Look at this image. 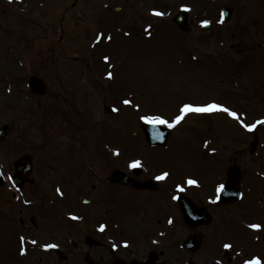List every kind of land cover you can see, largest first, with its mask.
Returning a JSON list of instances; mask_svg holds the SVG:
<instances>
[{
	"label": "rangeland",
	"instance_id": "obj_1",
	"mask_svg": "<svg viewBox=\"0 0 264 264\" xmlns=\"http://www.w3.org/2000/svg\"><path fill=\"white\" fill-rule=\"evenodd\" d=\"M102 1L0 0V125L9 130L7 141L1 144L9 149L0 153V160L10 164L14 152L24 149L32 152L36 167L41 162L49 166L51 161L39 148L49 140L58 145L60 154L74 156L71 147L60 141L53 143L64 138L67 128L81 130L87 153L96 156V150H102L90 148L91 143L97 146L99 138L111 140L120 134L123 140H133L130 131L135 129L136 118L144 114L165 115L175 101L192 103L213 97L230 101L233 91L234 105L248 112V119L239 115L232 135L236 133L238 140L252 139L241 130L245 123L264 120V0H212L213 4L210 0ZM224 4L232 13L220 24ZM116 6L118 12L114 11ZM183 6L192 20L185 32L171 22V16ZM154 10L165 15L157 16ZM205 20L211 28L204 32L201 25ZM107 69H113L114 78L122 84L119 101L123 114L101 110L99 106L111 100L89 95L88 107L96 110H92L95 115L87 112L90 126L84 132L72 117L68 123L70 116L60 115L72 111L69 101L63 99L66 96L58 94L70 93L75 87L87 92L83 79L90 81L93 78L89 77H97L91 75L102 76ZM31 75L45 81L46 95L30 92L27 80ZM233 82L238 84L234 89ZM222 86L233 91L226 93ZM125 100L132 103L126 105ZM137 104L138 112L133 110ZM197 118L188 117L187 131L194 130L190 125L196 124ZM116 123L122 127L114 129ZM255 133L264 143V123ZM193 138H183L185 152L186 143L190 145ZM35 171L37 174L40 169ZM49 181L52 179H44L47 186ZM243 213L237 210L236 223Z\"/></svg>",
	"mask_w": 264,
	"mask_h": 264
},
{
	"label": "flooded vegetation",
	"instance_id": "obj_2",
	"mask_svg": "<svg viewBox=\"0 0 264 264\" xmlns=\"http://www.w3.org/2000/svg\"><path fill=\"white\" fill-rule=\"evenodd\" d=\"M206 116L195 139L186 143L187 152L182 124L180 134L171 131L162 146L136 139L127 150L131 154H125L123 141H117L118 156L53 162V173L67 180L69 195L58 198L40 188L37 193L53 196V202L23 204L18 226L5 204L0 264H245L254 257L264 264V188L245 191L253 168L260 165H251L245 141L239 142L237 155L234 140L220 139L214 114ZM132 159L142 161L138 169L128 167ZM232 168L238 171L242 200H247L239 209L240 199L223 200L217 191ZM116 169L132 181L112 182ZM163 172L169 176L156 179ZM189 178L198 184L188 185ZM237 210L244 213L236 223ZM252 224L262 227L253 229ZM48 244L58 247L46 248ZM225 244L232 245L227 253Z\"/></svg>",
	"mask_w": 264,
	"mask_h": 264
},
{
	"label": "snow or ice",
	"instance_id": "obj_3",
	"mask_svg": "<svg viewBox=\"0 0 264 264\" xmlns=\"http://www.w3.org/2000/svg\"><path fill=\"white\" fill-rule=\"evenodd\" d=\"M154 14L157 15V16H163L165 15V13L163 12H159V11H155L154 10ZM209 23V21L205 20V21H202V24L204 25H207ZM106 60H109L110 58L108 57H105ZM108 76L109 78H111L113 76L112 73H108ZM132 101L130 100H125L124 101V104H131ZM137 109L140 108V105H136ZM213 111H223L225 113H228L230 116H232L233 118L239 120V115L236 111L234 110H231L229 109L228 107H225L223 106L222 104H219L217 102H211V103H207V104H204V105H194V104H191V103H187V104H184L180 110H179V114L174 116L173 118L169 119L167 118L166 116H164L163 114H154V115H149V114H144L142 116H140V120L143 121L145 124L147 125H164L166 126L167 128H175L177 125H179L182 121L185 120V118L188 116V114L190 113H198V114H203V113H212ZM241 123H243V121H241ZM257 124H262L264 123V120H258L256 122ZM244 127L246 128H249V127H252L254 128L255 125H247V124H244ZM163 132H159L157 131L155 133V136L157 139H162L163 138ZM115 155H120V152L119 150L117 149L114 153ZM142 164V161L140 159H132L130 160L129 164H128V167L129 168H132V169H138ZM169 176V173L168 172H163L161 173L159 176L156 177V179L158 180H164L165 178H167ZM187 184L188 185H197L198 184V181L195 180V179H192V178H189L187 181ZM180 191H183V187L178 185L177 186ZM224 188V185L223 184H220L218 185L217 187V191H222ZM57 191H60L59 189H57ZM174 199L176 197H173ZM215 202V201H213ZM74 219H76L77 217H73ZM169 223H172L171 220H169ZM249 227L253 228V229H260L262 226L259 225V224H252V225H249ZM105 228V225H101L100 226V230L103 231ZM33 243H36V241H33ZM46 248H55V247H58V245H55V244H48V245H45ZM225 248H231L232 245L231 244H225L224 245ZM21 254H25V250H21ZM245 264H261V260L259 257H254L250 260H246L245 261Z\"/></svg>",
	"mask_w": 264,
	"mask_h": 264
},
{
	"label": "water",
	"instance_id": "obj_4",
	"mask_svg": "<svg viewBox=\"0 0 264 264\" xmlns=\"http://www.w3.org/2000/svg\"><path fill=\"white\" fill-rule=\"evenodd\" d=\"M186 19H187V14L185 11L181 10L175 17H174V22L181 28L184 29L186 27ZM31 84L33 89L35 90H40V84L37 79L32 78Z\"/></svg>",
	"mask_w": 264,
	"mask_h": 264
}]
</instances>
